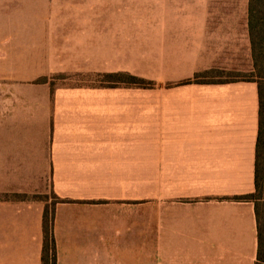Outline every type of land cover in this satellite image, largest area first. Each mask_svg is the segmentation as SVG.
I'll list each match as a JSON object with an SVG mask.
<instances>
[{
    "label": "crops",
    "instance_id": "crops-1",
    "mask_svg": "<svg viewBox=\"0 0 264 264\" xmlns=\"http://www.w3.org/2000/svg\"><path fill=\"white\" fill-rule=\"evenodd\" d=\"M250 0H0V73H129L0 115V264H256L258 84ZM45 85V84H44ZM49 86V85H45Z\"/></svg>",
    "mask_w": 264,
    "mask_h": 264
},
{
    "label": "trees",
    "instance_id": "trees-1",
    "mask_svg": "<svg viewBox=\"0 0 264 264\" xmlns=\"http://www.w3.org/2000/svg\"><path fill=\"white\" fill-rule=\"evenodd\" d=\"M250 35L253 47L255 72L252 73L251 79L246 80L253 81L258 84L260 100L256 162V192L252 195L238 197L236 199L242 201H250L255 204L259 240L258 258L256 264H264V0H250ZM216 72L223 75L226 74L222 71L207 72L197 75L195 79L186 82V84L192 82L198 84H222L231 81L230 79L219 82L201 81L203 78H206ZM107 77L111 79L123 78V80L116 82L125 83L127 84V86H136L140 88H149V86L151 87V82L125 73L109 74ZM14 196L19 199L27 198L24 195ZM54 219V213H50L49 207L47 205L43 220V264H57V246L53 231Z\"/></svg>",
    "mask_w": 264,
    "mask_h": 264
},
{
    "label": "rangeland",
    "instance_id": "rangeland-1",
    "mask_svg": "<svg viewBox=\"0 0 264 264\" xmlns=\"http://www.w3.org/2000/svg\"><path fill=\"white\" fill-rule=\"evenodd\" d=\"M116 74V73H114ZM129 74V73H125ZM109 74L94 75L89 73L82 74H55L44 76L43 73H0V115L8 116L11 112L20 114L39 111L41 108V96L48 88L53 92L57 88L67 87H91V86H121L127 84L117 83L123 78L111 79L107 77ZM131 75V74H129ZM252 74H220L213 73L201 81L219 82L231 78L251 79ZM133 76V75H131ZM136 77V76H134ZM139 78V77H137ZM142 79V78H139ZM145 80V79H144ZM117 81V82H116ZM126 81V80H125ZM149 81V80H147ZM151 87L145 89H152ZM49 86H45V85ZM35 199L41 200L44 198L46 205L49 207L51 214L54 213V208L57 200L53 193L49 192L45 196H34ZM19 199L14 195L0 196V200Z\"/></svg>",
    "mask_w": 264,
    "mask_h": 264
}]
</instances>
